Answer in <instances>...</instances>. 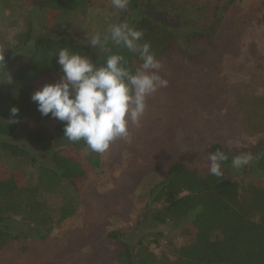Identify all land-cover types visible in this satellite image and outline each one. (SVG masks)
<instances>
[{"label": "rangeland", "instance_id": "rangeland-1", "mask_svg": "<svg viewBox=\"0 0 264 264\" xmlns=\"http://www.w3.org/2000/svg\"><path fill=\"white\" fill-rule=\"evenodd\" d=\"M177 1L183 6V15L195 22L192 26L198 24L205 36L196 39V49L188 50L195 57H188L178 47L156 57L162 64L160 75L168 84L147 98L139 127L129 125L131 141H112L109 149L100 153V171L90 174L85 186L76 182L81 191L73 216L55 226L44 239L30 237L9 243L0 249V264H117L107 233L126 231V238L135 240L138 231L130 232L145 205L148 188L163 177L170 163L178 161L201 173L209 172L206 150L217 142L226 150L250 153V163L255 164L264 146V11L260 12L255 0ZM128 16L114 8L111 0H91L84 12L60 14L55 29L75 38L103 35L119 20L129 24L133 15L130 19ZM48 19L56 18L27 0H0L2 41L11 40L28 27L33 29V38L23 54L32 50ZM203 42L210 47L199 48ZM139 65L136 63V69ZM44 81L36 85L41 87ZM28 130H38L44 137V143L28 148L36 160H45L46 149L52 146L54 122L24 118L20 133ZM10 164L18 165L8 160L2 168L9 169ZM15 168L28 183L35 182L30 158ZM241 172L229 168L227 173L237 176ZM246 172L244 180L264 187L263 173L250 168ZM67 193L63 186L50 197L52 205H58ZM142 224L143 228L163 231L157 244L150 243L156 254H169L173 245L187 240L173 226L149 220Z\"/></svg>", "mask_w": 264, "mask_h": 264}, {"label": "trees", "instance_id": "trees-1", "mask_svg": "<svg viewBox=\"0 0 264 264\" xmlns=\"http://www.w3.org/2000/svg\"><path fill=\"white\" fill-rule=\"evenodd\" d=\"M255 1L260 12L264 11V0ZM27 2L56 19H48L44 33L28 53L22 52L33 38L32 27L18 32L9 41L0 38V249L19 239H44L77 210L81 188L76 182L85 186L90 174L101 169L100 153L91 151L83 140L73 142L64 137L63 123L50 115L42 116L31 100V93L40 87L37 83L55 82L62 75L54 53L61 47H71L98 64L108 55L119 53L132 71L140 62L136 54L111 42L106 50H92L87 45L92 35L75 38L65 30L55 29L60 14L84 12L91 0ZM124 12L133 15L132 19L128 16L129 25L144 33L139 43H150L156 57L173 47L195 57L188 50L196 49V39L205 38L198 24L192 26L195 22L183 15V6L177 0H130ZM208 47L205 42L199 46L203 50ZM20 53L24 57L22 61ZM13 106L19 109L15 117L10 113ZM24 118L54 122L52 146L46 149L45 160L38 161L30 153L28 145H40L45 139L38 130L20 133ZM217 149L228 157L222 164V178L172 162L163 177L148 188L145 205L130 232L138 231L135 240H128L126 231L107 233L117 264H264V187L243 177L249 168L264 174V146L260 147L255 164L240 168L243 173L237 176L227 172L229 168L233 170L231 160L239 152L213 142L206 150L208 156ZM25 158H30L35 169L33 184L15 168L22 166ZM8 160H15L18 165L10 164L9 169H3ZM63 186L68 193L58 205H52L50 197ZM144 220L173 226L187 240L173 245L169 254H156L150 243L157 244L163 231L143 228Z\"/></svg>", "mask_w": 264, "mask_h": 264}, {"label": "clouds", "instance_id": "clouds-1", "mask_svg": "<svg viewBox=\"0 0 264 264\" xmlns=\"http://www.w3.org/2000/svg\"><path fill=\"white\" fill-rule=\"evenodd\" d=\"M111 2L114 8L123 11L130 0ZM143 35L141 30L128 23L118 22L109 25L103 35H92L87 42L92 50H106V45L111 42L136 54L140 65L135 71L126 66L127 60L119 53L108 55L98 64L71 47L59 48L53 56L62 75L31 93L37 110L42 116L50 115L61 121L64 137L73 142L83 140L93 152H106L117 138L130 142L129 125L139 127L147 98L168 84L160 75L162 64L150 43H139ZM18 112L17 107H11L12 117ZM227 159L219 149L210 152L209 174L222 178V164ZM251 160L250 153L238 154L232 158L231 165L240 169Z\"/></svg>", "mask_w": 264, "mask_h": 264}]
</instances>
